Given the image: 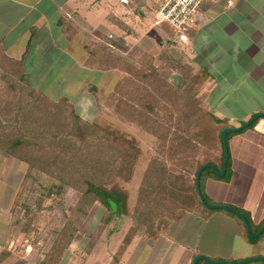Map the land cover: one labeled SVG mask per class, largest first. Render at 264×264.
Listing matches in <instances>:
<instances>
[{
	"label": "crops",
	"instance_id": "1",
	"mask_svg": "<svg viewBox=\"0 0 264 264\" xmlns=\"http://www.w3.org/2000/svg\"><path fill=\"white\" fill-rule=\"evenodd\" d=\"M159 2L0 0V255L5 254L0 264L11 256L5 239L23 182V160L1 148L3 132L20 131L19 100L25 97L29 106L36 93L52 99L77 96L78 84L88 80L82 69L91 66L87 47L96 44L94 34L112 35L147 54L167 44H185L193 67L209 73L205 99L210 111L231 127L264 112V0H233L231 5L229 0H207L184 39L159 21ZM47 83H61L60 95ZM228 145L229 178L205 175L204 191L216 204L245 211L257 233L264 226V118L232 132ZM245 222L222 208L207 217L184 211L158 236L134 235L121 248L123 239L117 236L128 234L133 223L127 218L115 232L96 241L92 264H214L204 257L255 258L242 264H264V232L251 236Z\"/></svg>",
	"mask_w": 264,
	"mask_h": 264
},
{
	"label": "rangeland",
	"instance_id": "2",
	"mask_svg": "<svg viewBox=\"0 0 264 264\" xmlns=\"http://www.w3.org/2000/svg\"><path fill=\"white\" fill-rule=\"evenodd\" d=\"M124 36L126 32L122 38ZM109 38L98 33L92 36L98 44L88 46L96 52L98 62L82 69L88 80L78 84V90L74 91L77 96L69 101L84 122L110 127L124 147L114 143L83 151L61 139L50 143L47 138H29L37 146L23 149L21 155L34 165L30 168V163H20V180L25 178L26 181L23 186L21 182L22 195L14 208L11 232L5 239V248L11 256L4 264H92L91 252L96 241L115 232L119 224L122 226L135 213L141 187L153 161L161 162L173 172H185L191 180L198 163L220 159L219 132L223 125L208 123L202 114L211 110L205 99L209 78L205 68L193 67L187 45L171 43L147 54L142 49L131 48L127 42H119L118 38ZM87 53L90 57L88 49ZM89 70L98 71L90 73ZM100 71L107 76L102 78ZM151 75L155 76L154 81ZM195 77L197 82L192 81ZM60 85L47 83V88L54 90ZM58 92L57 89L55 95ZM149 93L154 98H144ZM26 98L19 100V134L17 130L5 129L4 140L27 133L36 136L42 131L55 134L62 129L65 133L74 130L70 108L61 97L52 99L36 93L35 98L29 100V106ZM196 114L202 117L199 119ZM191 133L197 135L195 139ZM172 139H176V143ZM182 141L186 142L184 148L179 145ZM82 157L96 163L87 173L97 183L119 191L124 197L122 213L112 214L108 221L110 213L106 206L92 196L82 198L84 187L78 180L84 174L81 165L75 164L71 169L72 175L66 176L69 182L60 192L52 188L53 184L59 186V179L65 174V158L77 162ZM101 161L111 164L101 167ZM202 183L204 189V179ZM87 205L90 209L82 217L79 208L83 210ZM127 237V234H119L117 240L123 239V244Z\"/></svg>",
	"mask_w": 264,
	"mask_h": 264
},
{
	"label": "trees",
	"instance_id": "3",
	"mask_svg": "<svg viewBox=\"0 0 264 264\" xmlns=\"http://www.w3.org/2000/svg\"><path fill=\"white\" fill-rule=\"evenodd\" d=\"M113 43L114 40H111ZM96 43V41L94 40ZM111 42V43H112ZM98 44V43H96ZM103 45V44H102ZM105 45V44H104ZM87 49L90 51V57H89V63L91 65H94L98 62L97 60V54L91 48L88 46ZM155 70V69H154ZM156 73V70L154 71ZM206 76L209 78L208 71H205ZM151 80L154 81L155 76H150ZM198 78H194L192 81L197 82ZM157 83V81H156ZM157 87V86H156ZM193 87V85H192ZM195 87V86H194ZM153 96L152 93H149L144 98H151ZM152 99V98H151ZM63 102L69 106L70 108V114L71 119L74 121V130L69 133H65L62 130L59 132H56L55 134H49L44 131H42L39 135H36L34 133H27L25 135H19L18 137L14 139L7 138L4 140V143L2 144L1 148L15 156L19 159L26 161L28 164L30 163V168L34 165L32 161L25 157L22 154L23 149L25 148H34L37 146V144H33L29 138H33L36 140L38 138H47V140L55 141L58 139L65 140L67 144L70 146L80 150H87L91 149L95 146L100 147L105 144H121V147H124V143L120 141L119 138H115L113 136L112 129L108 126L102 125L98 122L89 123L84 122L82 118L76 113L72 103L69 101L68 98H62ZM146 101V99H143ZM207 118L208 123H217L222 124L223 126L220 127V141L222 145V153L220 156L219 161H206L202 163H198L195 167L194 171V177L190 180V177L185 172H173L170 169L168 170L166 166L161 164L159 161H153L150 165L149 171L146 176V180L143 183L141 187V193L139 196L138 204L135 213L132 216V226L128 232V237L124 240L123 244H127L130 239L134 235H143L147 237H155L158 236L160 233L166 231L169 225V221L175 219L178 217L177 212H184V211H193L198 212L199 214L203 215V217H207L209 213L215 210V208L218 207H210L209 205H220L216 204L212 201V199L206 194V192L203 189V178L205 175L213 174L215 177L221 180H225L229 178L230 176V169H231V163L230 159L229 162L226 163V151L224 147L223 142V136L222 132L225 128L231 127L225 120L219 118L214 113H211L208 111H202V114ZM148 118V114H145ZM196 117L200 119L201 114H196ZM255 121H248L242 122V125L247 126L244 128L252 127L255 124ZM19 131H17L18 133ZM19 134V133H18ZM232 132L228 134V139L231 136ZM192 138L196 137L197 135L195 133H191ZM167 138V135L164 137ZM195 139V138H194ZM185 140V139H184ZM172 142L176 143V139H172ZM189 142V140H187ZM184 141L180 142L179 145L184 148L185 146ZM194 147H197L194 144ZM76 148V150H77ZM63 166L65 174H63L59 179V186H56L53 184V190H56L60 192L63 187L65 186L66 182H69L67 180V175H72L71 169L75 168V164H79L80 168L84 172L78 179L80 183H82L83 188V196L82 198L85 199V196H92L94 197V200H99L104 206L107 207L109 214V217H107L106 221L110 219V216L115 213H122V205H124V197L123 195L117 191L112 190L109 188H106L104 185L99 184L95 181L94 177L92 175L88 174L87 171H90V169H93L92 167L96 165V163L93 162V160H90L86 157H82L80 161L75 162V159H66L63 161ZM111 162L107 161H101L100 166H104L107 168ZM134 164V163H133ZM133 164L131 171L133 169ZM209 164V165H208ZM155 165V166H154ZM161 165V166H160ZM204 167V170L201 174V190L203 193V196L207 202V204H204L198 193V186H197V172L198 170ZM226 169L225 176H221L218 171ZM30 171V170H29ZM30 172H28L27 176H29ZM167 175V176H166ZM75 175L71 176L70 179H72ZM28 178V177H27ZM130 178V174L127 176V179ZM25 178L22 182V186L25 183ZM22 186L19 190L17 197L14 202V208L17 206V203L22 195ZM54 187H57L56 189ZM52 189L50 190V192ZM112 202L115 203L116 208L112 206ZM82 203V202H81ZM170 204L172 206H170ZM230 207L231 210H228L232 212L233 214L239 216L241 219H243L240 216V213H243L248 221L251 223V217L248 215L245 211L238 208L237 206H234L232 204H226ZM79 206H81L79 204ZM90 209V206L87 205L84 207L83 210L79 208V213H81V216L84 217ZM176 209V210H175ZM81 211V212H80ZM246 223V222H245ZM247 224V223H246ZM5 258V254L0 255V261ZM204 259L210 261L214 264H242L246 263L248 261H252L255 258H249L246 260H229L224 258H206Z\"/></svg>",
	"mask_w": 264,
	"mask_h": 264
},
{
	"label": "built area",
	"instance_id": "4",
	"mask_svg": "<svg viewBox=\"0 0 264 264\" xmlns=\"http://www.w3.org/2000/svg\"><path fill=\"white\" fill-rule=\"evenodd\" d=\"M206 2L207 0H160L156 12L160 22L168 24L184 39L192 28L194 18Z\"/></svg>",
	"mask_w": 264,
	"mask_h": 264
},
{
	"label": "water",
	"instance_id": "5",
	"mask_svg": "<svg viewBox=\"0 0 264 264\" xmlns=\"http://www.w3.org/2000/svg\"><path fill=\"white\" fill-rule=\"evenodd\" d=\"M259 117H264V112L263 113H258V114H255L252 118H250V121H255L257 120ZM247 126L246 125H241L239 127H227L223 130L222 132V136H223V142H224V147H225V151H226V159H225V162L228 163L229 162V159H230V151H229V145H228V134L231 133V132H238V131H241L243 130L245 127ZM209 165V164H208ZM204 170V167H201L198 172H197V186H198V193H199V197L201 199V201L204 203V204H207L204 196H203V193H202V190H201V174H202V171ZM218 173L221 175V176H225L226 174V169L224 170H221V171H218ZM112 206L114 208H116V205L115 203L112 202ZM210 207H218V208H222V209H226V210H231L229 206L227 205H223V204H220V205H209ZM240 216L246 221L247 223V226H248V230H249V233L251 236H254V237H258L260 236L263 232H264V226L261 228V230L257 233H253L252 232V225L251 223L248 221V219L246 218V216L243 214V213H240ZM199 260V257L196 258L195 260V263H197V261Z\"/></svg>",
	"mask_w": 264,
	"mask_h": 264
},
{
	"label": "clouds",
	"instance_id": "6",
	"mask_svg": "<svg viewBox=\"0 0 264 264\" xmlns=\"http://www.w3.org/2000/svg\"><path fill=\"white\" fill-rule=\"evenodd\" d=\"M233 3V0H229V5H231Z\"/></svg>",
	"mask_w": 264,
	"mask_h": 264
}]
</instances>
